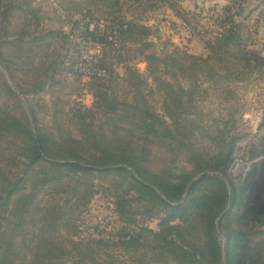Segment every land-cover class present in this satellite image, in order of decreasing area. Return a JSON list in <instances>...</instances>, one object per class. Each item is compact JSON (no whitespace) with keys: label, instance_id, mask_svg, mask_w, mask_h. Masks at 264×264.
<instances>
[{"label":"trees","instance_id":"16d2710c","mask_svg":"<svg viewBox=\"0 0 264 264\" xmlns=\"http://www.w3.org/2000/svg\"><path fill=\"white\" fill-rule=\"evenodd\" d=\"M128 1L132 13L165 2ZM167 1L183 18L180 0ZM99 5L68 0L65 8L79 15L84 38L101 46L94 65L103 75L87 81L91 105L55 108L50 127L33 123L30 107L31 117L0 108V142L8 151L0 155V264H264V202L245 200L250 180L241 187L227 172L234 142L226 152L228 138L204 126L199 108L203 95L242 82L239 69L262 60L246 50L242 32L264 18V0H226L200 21L193 14L211 36L200 54L191 53V40L161 55L150 51L147 26L117 12H89ZM28 17L21 31L41 21ZM137 57L144 72L128 66ZM55 71L48 68L27 90L37 94L47 82L50 88ZM216 144L224 151L210 154ZM7 166L17 172H4ZM96 193L104 215L91 214Z\"/></svg>","mask_w":264,"mask_h":264},{"label":"rangeland","instance_id":"374dc122","mask_svg":"<svg viewBox=\"0 0 264 264\" xmlns=\"http://www.w3.org/2000/svg\"><path fill=\"white\" fill-rule=\"evenodd\" d=\"M68 0H1L0 1V39L3 41V55L0 56V108H5L14 114L23 111L27 116L32 115V122L50 127L53 126L52 117L55 108H70L73 103L82 106H90L92 96L87 87L88 76L80 69L74 71L76 63L73 59L85 57L94 59L101 53L95 44L82 40L85 37L84 24L78 22L79 15L69 16L66 13ZM77 1V0H74ZM100 4L97 9H89L90 13L105 14L108 11L117 12L123 20H135L150 29V51L157 53L169 50L172 46L183 47L194 45L191 53L200 54V49L209 41L210 34H203V27L196 26L197 22L192 18L197 14V20H205L207 11L211 8L219 9L226 0H180L178 6L185 12L180 18L175 12L166 7L167 0H158L155 3L164 2L162 7L152 8L145 11L128 9V0H97ZM132 1V0H131ZM130 1V2H131ZM140 3L145 0H135ZM175 1H170L171 5ZM15 5H19L16 8ZM146 7V6H145ZM168 8V9H167ZM190 12V14H189ZM25 14H30L28 21L35 23L33 17L38 16L40 22L37 26L24 27ZM136 14V16H132ZM187 18V19H185ZM187 20V21H186ZM256 21L251 20L248 27L242 32L243 43L247 51L259 54L262 60H255L253 66L247 69L240 68L242 82L231 84L227 89L211 91L200 99L199 108L205 114V127L214 132L216 136H225L228 142L226 152L231 148V162L227 172L231 178L236 179L242 187L243 182L250 180L249 188L245 193V200L254 206L264 202V18L257 16ZM244 24H248L246 21ZM40 29V30H39ZM89 29H93L90 24ZM247 29V30H246ZM38 32V36H33ZM67 34V38L64 36ZM82 42H86L83 45ZM97 44V43H96ZM20 46L22 48H17ZM160 52V55H161ZM76 58V59H77ZM142 57L132 59L128 66L135 68L139 73L144 72L146 64ZM55 65L56 71L53 85L49 88L47 82L37 94L27 90L37 79L43 80L44 72ZM81 68V67H80ZM118 68V67H117ZM117 72L122 74V69ZM103 75V74H102ZM186 86V83H183ZM21 92V95H17ZM16 95L21 98H16ZM227 96V97H226ZM28 107L32 114L30 115ZM56 121L60 122L59 118ZM64 123V121H63ZM232 124V125H231ZM223 128H227L223 131ZM216 130V132H215ZM200 131L195 137L199 141ZM210 154L223 152L224 147L219 144L209 145ZM8 154L5 141L0 142V155ZM16 163L22 167L23 159L15 153ZM4 172L16 173V169L9 166ZM210 174V172H208ZM101 190V188H99ZM58 197V196H57ZM100 193L91 198L89 207L91 214L100 210L104 215L106 203ZM34 203L33 206H35ZM44 204V202L42 203ZM82 213L79 222V230L84 225L82 220H90V209ZM36 215L30 220L29 228L35 226ZM156 221L149 225L156 227ZM264 231V227H263ZM74 239V238H73ZM21 247L16 251L18 258L23 252Z\"/></svg>","mask_w":264,"mask_h":264},{"label":"built area","instance_id":"2783aa9c","mask_svg":"<svg viewBox=\"0 0 264 264\" xmlns=\"http://www.w3.org/2000/svg\"><path fill=\"white\" fill-rule=\"evenodd\" d=\"M82 37V40L84 41H87V42H91L93 44H95V46L97 47V50L98 52L100 51V46L94 42H92L91 40H88V39H85L84 36H81ZM83 45H86L87 43L86 42H82ZM81 58H75L73 59V61H79L81 60V62L79 63H76L75 66H74V69H73V65H72V70L76 71L78 69H80L81 71L79 72H82L86 75H102V72L100 70H98L96 67H95V62H96V59L99 57L97 56L96 58L94 59H86L85 57H82L80 56ZM81 67V68H80Z\"/></svg>","mask_w":264,"mask_h":264},{"label":"crops","instance_id":"0c3cea01","mask_svg":"<svg viewBox=\"0 0 264 264\" xmlns=\"http://www.w3.org/2000/svg\"><path fill=\"white\" fill-rule=\"evenodd\" d=\"M168 9V8H167Z\"/></svg>","mask_w":264,"mask_h":264}]
</instances>
